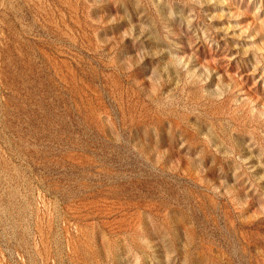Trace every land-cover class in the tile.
Masks as SVG:
<instances>
[{
  "label": "rangeland",
  "instance_id": "rangeland-1",
  "mask_svg": "<svg viewBox=\"0 0 264 264\" xmlns=\"http://www.w3.org/2000/svg\"><path fill=\"white\" fill-rule=\"evenodd\" d=\"M0 264H264V0H0Z\"/></svg>",
  "mask_w": 264,
  "mask_h": 264
}]
</instances>
